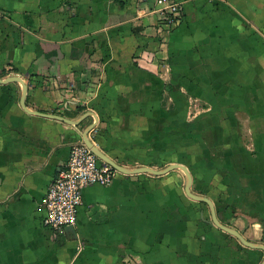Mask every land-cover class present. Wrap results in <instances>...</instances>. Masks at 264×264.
I'll return each instance as SVG.
<instances>
[{
	"label": "crops",
	"instance_id": "crops-1",
	"mask_svg": "<svg viewBox=\"0 0 264 264\" xmlns=\"http://www.w3.org/2000/svg\"><path fill=\"white\" fill-rule=\"evenodd\" d=\"M175 1L166 31L156 0H0V77L28 86L0 83V264L262 263L181 168L86 187L76 233L42 222L94 124L127 168L186 165L218 221L264 245V0Z\"/></svg>",
	"mask_w": 264,
	"mask_h": 264
},
{
	"label": "built area",
	"instance_id": "built-area-1",
	"mask_svg": "<svg viewBox=\"0 0 264 264\" xmlns=\"http://www.w3.org/2000/svg\"><path fill=\"white\" fill-rule=\"evenodd\" d=\"M154 12L166 31L174 28L181 17L179 3L175 0H156ZM118 171L101 159L82 137L72 145L67 161L42 199L43 225L56 232L75 225L83 206L84 189L95 184L110 185Z\"/></svg>",
	"mask_w": 264,
	"mask_h": 264
},
{
	"label": "water",
	"instance_id": "water-1",
	"mask_svg": "<svg viewBox=\"0 0 264 264\" xmlns=\"http://www.w3.org/2000/svg\"><path fill=\"white\" fill-rule=\"evenodd\" d=\"M13 81H18V82H21L22 85H23V92H24V96H23V99L25 98V95L27 94V90H28V86L26 84V82L18 77V76H11V77H8V78H4L2 79L0 77V83H8V82H13ZM23 106L25 107L24 103H23ZM37 113L41 114V115H44V116H49V117H52V118H57V119H60L62 121H65V122H72L71 120H68L67 118H64L62 116H59V115H54V114H47V113H43V112H40V111H37ZM94 124L90 127H88V129H86L84 132H82V137L84 139V141L86 142V144L101 158L103 159L104 161H106L107 163L111 164L112 166H114L117 170L121 171V172H124L126 174L128 173H137V172H152V173H155V174H162V173H165V172H168V171H171V170H174L176 168H181L185 174L187 175L188 177V183H187V186H186V192L192 196V198L196 199V200H199V201H204L206 203H208L210 205V207L212 208V212H213V221L215 224H217L218 226H220L222 229H224L225 231L235 235L237 238H239L246 246H249V247H252V248H257V249H262L264 250V245L263 244H255V243H252L250 242L249 240H247L240 232L228 227V226H225L223 224H221L219 221H218V218L215 214V209H214V205H213V202L206 198V197H203V196H199V195H196L194 194L192 191H191V185L193 184V175L192 173L190 172V170L188 169V167L184 164H180V163H174V164H171L170 166H168L167 168L165 169H162V170H156V169H153V168H150V167H147V166H143V167H139V168H135V169H130V168H127L121 164H119L118 162H116L115 160H113L112 158H110L109 156H107L92 140L91 138L89 137V132L92 130ZM65 231H71L73 233H76V227L75 225H69L65 228ZM261 264H264V259L262 261Z\"/></svg>",
	"mask_w": 264,
	"mask_h": 264
}]
</instances>
